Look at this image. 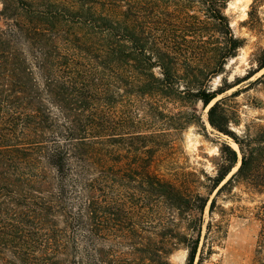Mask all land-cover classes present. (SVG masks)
Wrapping results in <instances>:
<instances>
[{
	"label": "trees",
	"instance_id": "1",
	"mask_svg": "<svg viewBox=\"0 0 264 264\" xmlns=\"http://www.w3.org/2000/svg\"><path fill=\"white\" fill-rule=\"evenodd\" d=\"M226 1L0 0V264H172L178 249L200 264L244 209L235 189L264 196V117L236 133L226 104L264 88V48L207 85L244 44ZM194 41L211 46L205 67ZM195 102L236 144L220 143L213 175L170 161V130L200 118L165 105ZM254 217L263 246L264 200Z\"/></svg>",
	"mask_w": 264,
	"mask_h": 264
},
{
	"label": "rangeland",
	"instance_id": "2",
	"mask_svg": "<svg viewBox=\"0 0 264 264\" xmlns=\"http://www.w3.org/2000/svg\"><path fill=\"white\" fill-rule=\"evenodd\" d=\"M252 1H226L224 14L229 19L231 31L235 36L243 39L244 44L237 49L234 56L225 59L221 73L209 77L207 85L212 89L221 85L223 80L230 84L242 78L246 70L250 68V64L253 63L254 53L260 48H264V2L258 6L257 10L261 18L260 28H251L248 23L247 12ZM2 24V21H0V25ZM198 45L195 41L189 43V46L193 48L192 54L195 53L196 58H199L198 61L195 59V65L205 67L204 62L207 61L209 56H212L211 51H209L211 46L205 44L204 50H201ZM236 88L237 86L218 96V98L229 95ZM258 102H264V88L261 86L250 88L228 99L226 101L227 108L230 112L237 114L240 121L238 126L231 124L230 129L240 133L245 122L258 116L264 117V105L258 108L260 106ZM174 107L176 108L174 109ZM165 108L174 112L195 108L196 115L200 118L191 122L182 130H170L172 141L171 164L176 167L182 166L184 170H203L206 174L213 175L220 143L227 142L234 148H236V144L230 137L219 133L209 125L207 121L208 107L204 108L201 102H195L187 107L167 103ZM166 164L164 161L157 162V170L160 173L167 172L164 167ZM235 191L240 193L242 199L238 203L244 209L229 216L226 231L220 242L213 245V252L210 254H206L205 248L204 258L200 264H259L264 260V245L261 246L258 242L260 222L254 217L255 207L260 204L261 200H264V196L254 195L249 198L246 193L240 192L238 188ZM218 203L226 208L233 204L229 200L223 201L221 199H218ZM185 259L186 251L184 249H178L170 255L172 264H185ZM194 264H197L196 260Z\"/></svg>",
	"mask_w": 264,
	"mask_h": 264
},
{
	"label": "water",
	"instance_id": "3",
	"mask_svg": "<svg viewBox=\"0 0 264 264\" xmlns=\"http://www.w3.org/2000/svg\"><path fill=\"white\" fill-rule=\"evenodd\" d=\"M211 105V104H210ZM209 107V106H208Z\"/></svg>",
	"mask_w": 264,
	"mask_h": 264
}]
</instances>
